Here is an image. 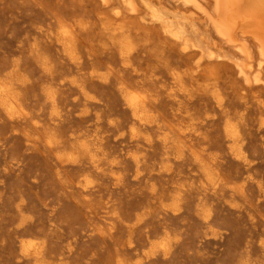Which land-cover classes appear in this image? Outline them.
<instances>
[{"label":"rangeland","instance_id":"obj_1","mask_svg":"<svg viewBox=\"0 0 264 264\" xmlns=\"http://www.w3.org/2000/svg\"><path fill=\"white\" fill-rule=\"evenodd\" d=\"M98 1L0 0V264H264V88Z\"/></svg>","mask_w":264,"mask_h":264},{"label":"bare ground","instance_id":"obj_2","mask_svg":"<svg viewBox=\"0 0 264 264\" xmlns=\"http://www.w3.org/2000/svg\"><path fill=\"white\" fill-rule=\"evenodd\" d=\"M97 2L99 3L98 0ZM115 2L116 4L118 3L117 6H119L116 8L118 9L116 16L119 19H126L128 17H130V20L131 18L135 19L136 25L140 28H136L138 31H141L142 28L146 29V27L157 28L159 33H154L155 31H152V28V32H150L152 34H158V37H161L159 35H162L166 40V45L169 44L176 46L177 49L174 47L172 48L173 50L175 49L177 51L180 49V52L183 55L185 54L192 58L199 57L201 60L207 58L208 60L214 61V63L215 61L225 63V65H228V67L236 73V75H233L236 78L239 77V80L242 81L241 83H243L245 87H248L247 89L264 88V0H102L103 6L107 8L116 6V4H114ZM167 4L171 5L172 8L174 7L175 11H173V9L172 11L169 10ZM103 8L99 7V9ZM106 12L104 11L103 15ZM74 17H76V15ZM110 20L112 21V18ZM114 21H116V19L113 20V23H115ZM61 24V36H59L58 40L63 45L69 46L75 40L74 31L69 25L65 23ZM112 26L111 22L103 23L105 29L111 30L114 33V39L117 41V46L121 55L128 60L135 46L133 37H136L132 32V29L135 27L133 26L131 29L130 26L124 24ZM142 36L143 35H141V37ZM154 37L157 36L154 35ZM145 40L147 42L146 38ZM165 40L163 39L162 42ZM150 41H152V38ZM168 49H170V47L167 48V50ZM171 51L172 50H168V52ZM163 52H166V49ZM176 54L178 55V51ZM182 58L184 59V56ZM182 58H180L181 61L183 60ZM186 61L183 62L187 63ZM179 63L181 64L182 62L179 61ZM188 63H190V60ZM211 64H213V62H211ZM170 65L173 66L174 64ZM176 65L174 66L176 67ZM185 65L187 68H190V64H184V66ZM179 66L176 68L177 71ZM181 67H183V65ZM210 71L211 72L208 73H210L211 76H214V78L219 76L216 69L213 68ZM226 71L228 70L226 69ZM226 71H224V73H226ZM205 73L210 77L207 72ZM205 73L200 72L202 76H206L203 75ZM222 73H220L221 76ZM200 74L198 75L200 76ZM228 74L231 73H227V75ZM233 80L232 82H234ZM236 81L238 80L236 79ZM234 83L236 84L237 82ZM239 83L238 87L241 84ZM243 84H241V87ZM127 90L130 93L127 98L128 105L134 112L136 118L142 120L140 114L142 109L146 108L148 105V95L139 91L141 90L139 87L127 88ZM242 90L244 91V89ZM238 95L241 94L238 93ZM252 97L253 96H251V98ZM0 100L1 105L5 108L6 112L9 115L14 116V103L5 89H0ZM218 100L221 104V99ZM227 132L233 143H235L238 137L236 130L229 125ZM48 143L52 144L51 141H48ZM112 229L113 227L110 226L109 230ZM33 254L36 255L37 252L35 251Z\"/></svg>","mask_w":264,"mask_h":264}]
</instances>
